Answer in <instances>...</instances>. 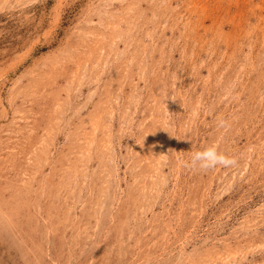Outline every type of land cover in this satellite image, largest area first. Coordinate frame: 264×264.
I'll use <instances>...</instances> for the list:
<instances>
[{
	"label": "rangeland",
	"instance_id": "obj_1",
	"mask_svg": "<svg viewBox=\"0 0 264 264\" xmlns=\"http://www.w3.org/2000/svg\"><path fill=\"white\" fill-rule=\"evenodd\" d=\"M0 264H264V0H0Z\"/></svg>",
	"mask_w": 264,
	"mask_h": 264
},
{
	"label": "clouds",
	"instance_id": "obj_2",
	"mask_svg": "<svg viewBox=\"0 0 264 264\" xmlns=\"http://www.w3.org/2000/svg\"><path fill=\"white\" fill-rule=\"evenodd\" d=\"M224 126L225 122L223 120L218 122V127ZM236 163L235 157L220 151L217 145H211L202 150L193 152L185 166L192 170L206 172L217 167H233Z\"/></svg>",
	"mask_w": 264,
	"mask_h": 264
}]
</instances>
